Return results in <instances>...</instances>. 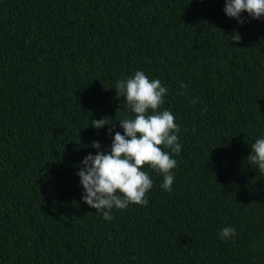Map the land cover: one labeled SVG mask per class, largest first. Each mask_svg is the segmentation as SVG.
I'll use <instances>...</instances> for the list:
<instances>
[{
	"label": "trees",
	"instance_id": "trees-1",
	"mask_svg": "<svg viewBox=\"0 0 264 264\" xmlns=\"http://www.w3.org/2000/svg\"><path fill=\"white\" fill-rule=\"evenodd\" d=\"M223 4L0 0V264H264V173L247 158L264 134V17ZM137 69L169 89L182 148L171 192L149 170L147 206L105 221L77 164L110 144L92 119L122 132L113 86Z\"/></svg>",
	"mask_w": 264,
	"mask_h": 264
},
{
	"label": "clouds",
	"instance_id": "clouds-1",
	"mask_svg": "<svg viewBox=\"0 0 264 264\" xmlns=\"http://www.w3.org/2000/svg\"><path fill=\"white\" fill-rule=\"evenodd\" d=\"M223 12L240 24L249 17L261 19L264 0H224ZM231 37L233 41L241 39L237 30H233ZM113 87L117 96H123L130 115L118 119L122 132L113 131L116 125L104 117L92 119L91 124L96 128L111 124L106 129L111 141L102 147L99 141L93 140L91 147L96 149L95 153L84 155L76 172L81 185L80 199L101 213L105 221L112 219L113 209H125L130 204L147 206V193L153 187L149 170L160 174V187L171 192L175 179L173 169L177 165L175 157L182 148L181 128L175 122V114L170 107H163L169 89L160 78L137 69L116 80ZM185 87L182 83L181 89ZM198 100L193 96L190 103ZM247 158L254 169L264 173V134L250 144ZM236 235L231 225L218 231L221 240L235 239Z\"/></svg>",
	"mask_w": 264,
	"mask_h": 264
}]
</instances>
